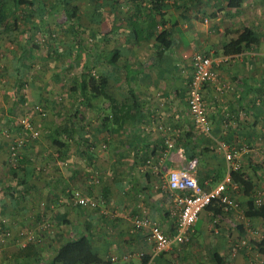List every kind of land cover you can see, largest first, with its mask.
I'll list each match as a JSON object with an SVG mask.
<instances>
[{
	"label": "crops",
	"instance_id": "obj_1",
	"mask_svg": "<svg viewBox=\"0 0 264 264\" xmlns=\"http://www.w3.org/2000/svg\"><path fill=\"white\" fill-rule=\"evenodd\" d=\"M248 1L6 0L0 29V235L7 232L8 242L0 264H48L65 235L82 232L103 258L100 264H264V218L248 210L264 191V51L220 50L227 27L243 22L258 31L256 19H244ZM162 30L172 41L160 51ZM194 51L213 59L214 79L202 84L208 134L195 129L187 106ZM81 66L107 77L103 94L81 97L75 88ZM20 93L49 111L41 117L28 110L41 136L14 163L3 131L16 130L26 111ZM69 113L73 130L58 145L54 126ZM223 141L241 151L240 171L228 188L243 214L213 215L203 208L188 241L155 254L146 230L132 229V217L142 206L172 234L178 211L163 186L168 171L188 168L212 188L226 170ZM91 177L99 182L89 183ZM80 189L95 193L100 205L72 204ZM45 220L51 232L43 228ZM29 229L40 233V254L19 262L14 254L25 242L20 232ZM124 252L131 253L126 260L111 259Z\"/></svg>",
	"mask_w": 264,
	"mask_h": 264
},
{
	"label": "built area",
	"instance_id": "obj_2",
	"mask_svg": "<svg viewBox=\"0 0 264 264\" xmlns=\"http://www.w3.org/2000/svg\"><path fill=\"white\" fill-rule=\"evenodd\" d=\"M215 76L213 69L212 57L203 51H194L191 56V74L188 80L187 90V106L189 115L195 126V129L203 134H208L211 131V125L208 120L205 103L202 97V84L213 80ZM24 111L18 118V130L16 133L4 130L5 141L10 153L12 161L15 163L20 157V151L32 141L40 137V128L36 125L32 118V113L28 110L38 113L40 116L46 114L45 108L40 103L29 105L24 101ZM29 107V108H28ZM166 145L172 147L174 144L169 139L165 140ZM220 149L224 153L226 159V170L221 181L217 182L212 188L206 189L196 179L192 171L185 167L171 168L163 181V186L173 195L177 205L178 221L175 231L172 234L165 233L160 225L150 217L142 206L139 207V212L132 217V229H145L147 240L152 244L153 252L159 254L169 250L174 242L188 241L190 232L195 224L199 212L214 198L219 199L223 203V210H240L239 202L229 192V184L232 182V174L240 170L241 151L235 147H230L226 142L219 144ZM248 147H244L246 149ZM97 177H91L89 183H98ZM260 191L254 199L257 204H260L262 194ZM71 203L76 206L95 208L100 205V198L95 193L76 190L71 195ZM70 205V194L67 199ZM142 205V204H140ZM215 222V220H214ZM214 224V223H213ZM42 226L48 232L52 231L50 224L45 220ZM23 235L24 241L39 239L38 230L29 229L27 232H20ZM8 241V233L4 232L0 235V250ZM22 243V246L25 245ZM130 252H124L118 256L112 255L111 259L116 260L117 257L126 260L130 256ZM143 255L142 252L139 253Z\"/></svg>",
	"mask_w": 264,
	"mask_h": 264
},
{
	"label": "trees",
	"instance_id": "obj_3",
	"mask_svg": "<svg viewBox=\"0 0 264 264\" xmlns=\"http://www.w3.org/2000/svg\"><path fill=\"white\" fill-rule=\"evenodd\" d=\"M194 1L197 2V0ZM5 2L6 0H0V29H2L3 21H5L8 16L7 10L4 7ZM72 11L71 8L70 16ZM224 36L225 39L221 44L220 50L225 55L240 53L247 48L258 46L261 42L259 32L243 22L238 23L237 26L227 27ZM157 39L162 46L160 51L168 47L172 41V39L168 37V32H166V30H162L157 35ZM106 82L107 77L105 75H94L89 68L81 66L76 74L75 83H77V85H75V88L79 90L82 98L85 96L93 98L103 94V88ZM19 98H21L20 104L23 103V99H25L23 94L20 93ZM78 111L79 110L76 112ZM68 116V120H60V122L56 123L54 126L53 142L58 145L66 144L68 141L67 139L70 137L71 130H73H70V122L74 121L75 118L70 121V113ZM30 144H32V142ZM11 170L14 174L16 173L14 168L11 167ZM204 208L212 209L213 215H220L223 211V203L219 199L214 198ZM248 210L250 216L264 218V200L260 204H257L254 199H251L248 202ZM7 242L4 246L7 245ZM261 243L264 244V239H262ZM259 251L264 253V248L262 246L259 247ZM39 254L40 245L36 240H28L24 246H20L14 255L19 262H29V259H33ZM102 262L103 258L93 245L90 235L82 232L74 236L70 235V233L65 235L64 238L60 240L48 264H100Z\"/></svg>",
	"mask_w": 264,
	"mask_h": 264
},
{
	"label": "rangeland",
	"instance_id": "obj_4",
	"mask_svg": "<svg viewBox=\"0 0 264 264\" xmlns=\"http://www.w3.org/2000/svg\"><path fill=\"white\" fill-rule=\"evenodd\" d=\"M259 17H261V19ZM244 19L246 21H251L252 23L256 19L257 22L252 24V25L258 29V32L261 34V37L264 38V0H249L248 5L246 6V8L244 10ZM256 49L264 51V39L261 40L260 44L256 47ZM263 59H264V56H263ZM261 69H263V71H264V64H263V66L261 65ZM62 97H63V95L61 93L58 94V97H57L58 101ZM24 101H25V99H24ZM24 101H23L22 106H21L22 108L25 105ZM29 105H31V104H29ZM42 106L45 108L46 114L44 116H41V117H47V113H48L49 109L47 110V107H45L44 105H42ZM62 115H63V113H62ZM20 116H21V114L18 116V118ZM34 116H35V114H32L33 120H34ZM18 118H17V120H18ZM60 120L62 121V119H60ZM18 127L19 126H17L16 130H14L12 132H14V133L17 132ZM40 136H41V131H40ZM238 171H240V170H238ZM4 248L5 247H2V249L0 250V256H2V259L4 256Z\"/></svg>",
	"mask_w": 264,
	"mask_h": 264
}]
</instances>
